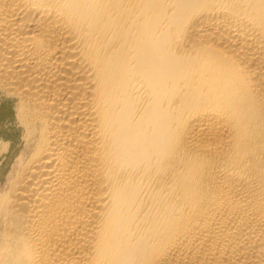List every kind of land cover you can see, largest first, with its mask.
I'll use <instances>...</instances> for the list:
<instances>
[{
  "label": "bare ground",
  "instance_id": "obj_1",
  "mask_svg": "<svg viewBox=\"0 0 264 264\" xmlns=\"http://www.w3.org/2000/svg\"><path fill=\"white\" fill-rule=\"evenodd\" d=\"M0 91V264H264V0H0Z\"/></svg>",
  "mask_w": 264,
  "mask_h": 264
},
{
  "label": "rangeland",
  "instance_id": "obj_2",
  "mask_svg": "<svg viewBox=\"0 0 264 264\" xmlns=\"http://www.w3.org/2000/svg\"><path fill=\"white\" fill-rule=\"evenodd\" d=\"M15 113L13 100L0 91V142L9 145L7 155L0 156V183L7 182L14 162L26 148L25 131L15 123Z\"/></svg>",
  "mask_w": 264,
  "mask_h": 264
}]
</instances>
